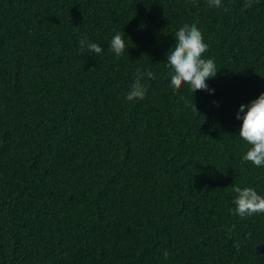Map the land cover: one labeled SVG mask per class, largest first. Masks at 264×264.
<instances>
[{
  "label": "trees",
  "instance_id": "16d2710c",
  "mask_svg": "<svg viewBox=\"0 0 264 264\" xmlns=\"http://www.w3.org/2000/svg\"><path fill=\"white\" fill-rule=\"evenodd\" d=\"M181 21L213 93L169 87ZM262 90L264 0H0V264H264V212L229 211L233 183L264 193L235 116Z\"/></svg>",
  "mask_w": 264,
  "mask_h": 264
},
{
  "label": "clouds",
  "instance_id": "9594fccd",
  "mask_svg": "<svg viewBox=\"0 0 264 264\" xmlns=\"http://www.w3.org/2000/svg\"><path fill=\"white\" fill-rule=\"evenodd\" d=\"M208 2L212 6L221 7V0H208ZM171 37L172 43L162 53L164 64L169 68L167 76L170 89L174 91L183 81L189 85L192 93L196 89H205L213 93L215 89L208 85L207 80L215 76L218 69L211 56L202 55L208 44L200 28L195 22L181 21L175 26ZM77 43L81 52L101 53V46L95 41L81 38ZM107 43L112 53L118 57L125 48L124 35L117 30ZM152 77L151 69L137 67L124 93V99L130 101L142 98L145 94L144 78ZM235 116L240 121L237 135L248 144L241 159L251 161L257 166H264V90L247 103L239 104ZM232 191L233 207L229 209L230 212L240 217L264 212V193L258 192L251 186L234 183ZM162 255L168 257L167 249L163 250Z\"/></svg>",
  "mask_w": 264,
  "mask_h": 264
}]
</instances>
